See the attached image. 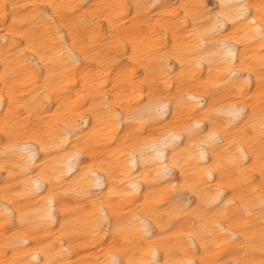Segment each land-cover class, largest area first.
Masks as SVG:
<instances>
[{"label":"clouds","instance_id":"9594fccd","mask_svg":"<svg viewBox=\"0 0 264 264\" xmlns=\"http://www.w3.org/2000/svg\"><path fill=\"white\" fill-rule=\"evenodd\" d=\"M0 264H264V0H0Z\"/></svg>","mask_w":264,"mask_h":264}]
</instances>
